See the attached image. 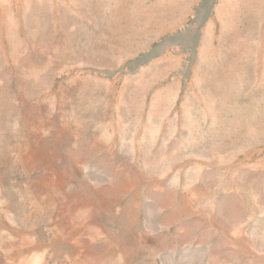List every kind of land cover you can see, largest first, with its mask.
Masks as SVG:
<instances>
[{
	"label": "rangeland",
	"instance_id": "374dc122",
	"mask_svg": "<svg viewBox=\"0 0 264 264\" xmlns=\"http://www.w3.org/2000/svg\"><path fill=\"white\" fill-rule=\"evenodd\" d=\"M0 264H264V0H0Z\"/></svg>",
	"mask_w": 264,
	"mask_h": 264
}]
</instances>
